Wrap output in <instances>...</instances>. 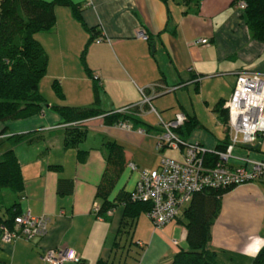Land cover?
<instances>
[{"label": "crops", "instance_id": "crops-1", "mask_svg": "<svg viewBox=\"0 0 264 264\" xmlns=\"http://www.w3.org/2000/svg\"><path fill=\"white\" fill-rule=\"evenodd\" d=\"M71 1L79 4L85 26L96 28V37L88 43L90 33L71 9L57 5L54 27L34 35L48 55L47 72L39 84L47 105L30 117L0 122V138L29 135V141L14 146L24 188L20 192L0 189V216L5 219L6 209L17 204L21 213L29 210L33 215L47 214L48 229L33 240L19 238L5 243L0 228V264H47L41 254L55 247L73 249L82 264H96L99 259L108 264H128L132 244L143 252L136 264H169L178 250L186 248V229L177 221L156 228L147 212L142 213L131 231L118 237L117 246L113 242L123 205H115L100 215L94 213L95 205H101L96 194L106 168L104 143L115 141L124 154V165L107 196L109 201H115L120 193L134 190L141 170L158 166L163 155V149H156L162 131L159 117L169 121L182 112L196 117L203 128L197 112L185 109L179 93L207 92L204 102L208 106V93L213 96V106L219 100L225 103L232 93L236 72L248 69L264 73V45L251 37L242 9L232 0H199L198 4L189 0ZM139 32H144L146 38L139 37ZM203 38L207 44L198 42ZM83 52L86 67L98 81L97 107L101 111L113 112L137 104L143 99L140 90L149 93L150 87L157 84L163 93L150 103L159 117L143 105L122 112L137 119L127 121L129 129L107 124L103 115L87 118L76 125L85 131L84 138L75 146H64L68 124L51 106L94 104V83L82 63ZM55 80L63 99L53 91ZM169 94L173 100L166 98ZM210 110L221 123L213 108ZM148 115L157 122L153 123ZM194 129L185 140L203 145L201 136L191 135ZM224 139L214 141L212 147ZM9 147L6 144L0 155ZM249 150L253 157L264 158V139L259 138ZM81 151L85 152L83 159L79 158ZM129 163L137 168L131 169ZM125 234L130 236L129 242L125 238L123 249H118ZM263 243L264 176L223 194L212 226L210 248L218 258L224 257V262L250 264Z\"/></svg>", "mask_w": 264, "mask_h": 264}, {"label": "trees", "instance_id": "trees-1", "mask_svg": "<svg viewBox=\"0 0 264 264\" xmlns=\"http://www.w3.org/2000/svg\"><path fill=\"white\" fill-rule=\"evenodd\" d=\"M184 1V0H183ZM187 1V0H186ZM185 1V2H186ZM195 1L198 4L199 0ZM239 0H232L236 3ZM245 7L242 9V17L256 41L264 44V0H242ZM187 3V2H186ZM57 5L69 7L74 17L81 22L90 33L89 42L96 37V28H87L80 18V6L71 0H0V122L24 119L40 113L43 106L47 105L44 96L39 90V84L46 75L48 55L43 46L34 35L38 32L50 31L56 22L55 7ZM85 52V51H84ZM84 52L81 56L87 75L93 79L94 104L93 106L71 107L65 105H52V109L60 115L63 122L68 124L64 138V146L77 145L85 135V131L79 126L71 125L84 119L103 115L107 124H116L120 121H133L137 119L131 115L119 111H101L99 104V85L97 79L91 74L84 61ZM52 88L56 96L64 98L58 81L52 82ZM158 90V89H157ZM224 100H219L213 107L221 123H227V110L223 107ZM187 116V120L175 129V133L185 140L186 135L195 127L201 126L196 117ZM4 131V130H2ZM226 139L218 143L215 148L222 149L228 141ZM29 141V135L11 134L6 138H0V151L8 144L0 155V189L8 188L13 192H20L24 188L23 176L14 146ZM106 150V168L102 180L98 185L97 198L101 205L97 215L106 213L115 205H123V215L118 226L116 240L113 245H119L118 237L129 233L137 217L149 210L147 202L132 201L131 193H120L115 201H109L107 196L112 189L118 172L124 165V154L121 145L115 141L104 143ZM85 152H79V158L83 159ZM210 161L215 156L209 157ZM234 187L225 189H203L193 194L188 206L175 220L186 229V248H181L172 257L169 264H223L217 253L210 248L212 226L220 211V201L223 194ZM7 217L0 216L1 227H14V218L21 213L17 204L6 209ZM137 245L138 242L136 241ZM139 246V245H138ZM118 248V247H117ZM138 261V260H137ZM78 264H82L80 262ZM96 264H108L107 260L99 259ZM250 264H264V243L252 257Z\"/></svg>", "mask_w": 264, "mask_h": 264}, {"label": "built area", "instance_id": "built-area-1", "mask_svg": "<svg viewBox=\"0 0 264 264\" xmlns=\"http://www.w3.org/2000/svg\"><path fill=\"white\" fill-rule=\"evenodd\" d=\"M238 7L243 9L245 3L238 1ZM139 37L146 38L144 32ZM199 43L207 44L206 38ZM96 78V77H95ZM153 84L150 92L141 89V102L119 109V112H129V109L148 105L149 110L158 113L151 105V99L162 91ZM175 88H164L170 91ZM223 107L227 110L226 128L228 141L222 149H208L199 142L183 140L175 129L186 120V114L179 112L173 119L163 121L159 115L162 131L157 137L156 149L164 148L181 150L183 159L177 160L161 155L156 168L143 169L131 192L132 201L147 202L150 208L147 216L154 227H161L175 221L188 206L195 192L203 189H225L241 184L251 183L264 176V158H256L250 154L249 146L264 137V73L254 70H240L235 73V83L232 93ZM139 109V108H138ZM80 122H73L77 125ZM115 125L130 128V123L120 121ZM143 133L142 130H139ZM215 156V160L209 159ZM131 169H136L134 163H129ZM94 213L99 211L95 205ZM108 210L107 212H110ZM47 214L33 215L29 210L15 216L14 227H1V240L10 243L23 238L33 240L43 236L48 229ZM139 246H143L138 241ZM41 259L47 264L79 263L80 256L70 248L55 247L42 252Z\"/></svg>", "mask_w": 264, "mask_h": 264}, {"label": "rangeland", "instance_id": "rangeland-1", "mask_svg": "<svg viewBox=\"0 0 264 264\" xmlns=\"http://www.w3.org/2000/svg\"><path fill=\"white\" fill-rule=\"evenodd\" d=\"M181 2V0H178ZM236 4L238 5V1L236 2ZM246 6V5H245ZM259 43H262L260 41H258ZM263 44V43H262ZM264 45V44H263ZM221 82V81H220ZM217 88V86H216ZM207 92H204V94H199V93H194L193 90H191V93H187V91H185L184 93H179V97L182 100V103L185 107L186 110H188L191 113H194L195 111L197 112V115L201 118V120L203 121V128H196L192 131V136L193 134H195V137H202L204 140H201L203 145L208 148L211 149L214 141L216 142L217 140H222L223 138H225V130H227L226 126L222 125L215 117V114H213L210 110V108H213L214 106L212 105L213 103L211 102L212 97L211 95L207 96V99H210L209 103L210 105L208 106L204 101H205V96ZM168 99L173 100L172 94L170 95H166ZM227 101L228 98H225ZM208 106V107H206ZM148 119H150L153 123L157 122L155 121L153 115H148L147 116ZM160 124V123H159ZM228 133V131H227ZM264 139V137H263ZM191 141V140H188ZM191 142H198V141H191ZM4 148V146L2 147V149ZM214 148V147H212ZM1 149V150H2ZM171 148H164L161 152L163 155L168 156L170 158H174L177 160H182L183 159V154L181 152V150H175ZM127 239V241L129 242L130 236L125 234L123 236V239H121V247H119L118 249H123L122 245L124 244L125 240ZM132 251L133 253H131L132 256L128 257V261L127 263L129 264H136L138 261L136 259H140L141 255H142V249L136 247V245L132 244ZM187 247V244H186ZM115 250V248H114ZM119 251V250H118ZM130 258H132V260H130ZM134 258V259H133ZM224 258V257H222ZM219 257L220 261L222 262L223 259ZM224 262V261H223ZM224 264H231L228 261H225ZM232 264H235V262H233ZM241 264H248V261L242 262Z\"/></svg>", "mask_w": 264, "mask_h": 264}]
</instances>
